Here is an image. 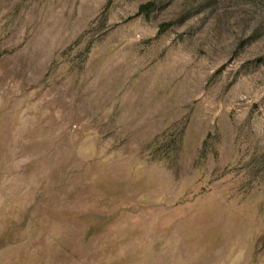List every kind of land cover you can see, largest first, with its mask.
<instances>
[{
	"label": "rangeland",
	"instance_id": "rangeland-1",
	"mask_svg": "<svg viewBox=\"0 0 264 264\" xmlns=\"http://www.w3.org/2000/svg\"><path fill=\"white\" fill-rule=\"evenodd\" d=\"M0 264H264V0H0Z\"/></svg>",
	"mask_w": 264,
	"mask_h": 264
},
{
	"label": "trees",
	"instance_id": "trees-1",
	"mask_svg": "<svg viewBox=\"0 0 264 264\" xmlns=\"http://www.w3.org/2000/svg\"><path fill=\"white\" fill-rule=\"evenodd\" d=\"M153 6H154L153 2L142 4V5L139 6L138 12L151 9Z\"/></svg>",
	"mask_w": 264,
	"mask_h": 264
}]
</instances>
